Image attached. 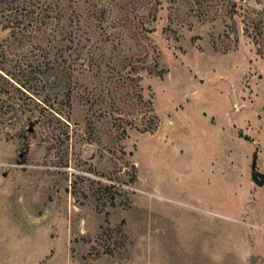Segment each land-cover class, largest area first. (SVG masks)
<instances>
[{"label":"rangeland","instance_id":"374dc122","mask_svg":"<svg viewBox=\"0 0 264 264\" xmlns=\"http://www.w3.org/2000/svg\"><path fill=\"white\" fill-rule=\"evenodd\" d=\"M52 1L0 0V264H264V50L241 17L169 38L164 2L138 41L115 0H58L54 41Z\"/></svg>","mask_w":264,"mask_h":264},{"label":"trees","instance_id":"16d2710c","mask_svg":"<svg viewBox=\"0 0 264 264\" xmlns=\"http://www.w3.org/2000/svg\"><path fill=\"white\" fill-rule=\"evenodd\" d=\"M164 2L168 5L165 10L169 13L167 19L169 24L163 26L162 33L169 38L172 37V34H178V29L175 27L184 25L191 28L194 26L193 20H197L201 25H206L208 22L219 19L224 20V22L228 20L232 22L236 17H241L247 37L260 46L259 52L264 50V16L250 13H246L244 16L240 15L241 7L235 0H115L114 7L119 12L116 23L121 28L129 30L133 39L142 40L147 34L154 33L157 30L154 24L161 20L159 14L164 9ZM47 9L53 12L55 17L43 13ZM43 11L36 18L40 25L38 30L42 29L46 18L57 19V29H55L57 35L53 37L55 41L58 35H62L60 33L62 28L58 25L65 16L63 4H59L58 0H54ZM38 32L39 34L42 33L41 31ZM69 35L71 36L72 33ZM67 38V33L63 34V39ZM46 70L53 71L52 68Z\"/></svg>","mask_w":264,"mask_h":264},{"label":"water","instance_id":"95a60500","mask_svg":"<svg viewBox=\"0 0 264 264\" xmlns=\"http://www.w3.org/2000/svg\"><path fill=\"white\" fill-rule=\"evenodd\" d=\"M254 181L258 185H263L264 181L262 179H259L256 174H254Z\"/></svg>","mask_w":264,"mask_h":264}]
</instances>
